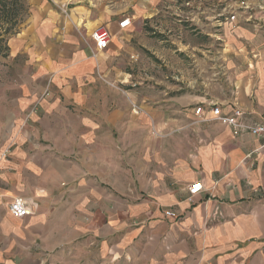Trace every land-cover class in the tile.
Listing matches in <instances>:
<instances>
[{
	"label": "crops",
	"instance_id": "0c3cea01",
	"mask_svg": "<svg viewBox=\"0 0 264 264\" xmlns=\"http://www.w3.org/2000/svg\"><path fill=\"white\" fill-rule=\"evenodd\" d=\"M28 2L6 56L25 57L17 95L0 106V264H264V138L195 113L218 104L263 115L264 54L249 64L235 50L243 62L226 64L217 91L163 90L135 113L133 91L92 39L107 22L127 32L135 17L121 30L102 5L65 13ZM235 21L225 34L234 49L253 35ZM17 197L31 215L11 213Z\"/></svg>",
	"mask_w": 264,
	"mask_h": 264
},
{
	"label": "rangeland",
	"instance_id": "374dc122",
	"mask_svg": "<svg viewBox=\"0 0 264 264\" xmlns=\"http://www.w3.org/2000/svg\"><path fill=\"white\" fill-rule=\"evenodd\" d=\"M46 1L56 8L65 7V13L80 5L92 9L102 5L103 9L114 12L112 22L135 17L127 32L118 30L114 33L107 27L110 22L105 23L112 41L108 49L97 54L112 73L120 74L122 81L117 83L127 85L133 91L138 105L145 104L143 97L147 95L153 96V104L158 105L163 90L166 97L180 91H217L219 78L228 81L222 74L226 64L243 62L237 56H231L233 51L248 54L253 60H247L249 64L254 62L256 54H264V0ZM204 10H211L214 16L208 17L202 12ZM235 18V24L253 34L240 39L236 49L228 46L225 38L230 27L226 23ZM229 31L233 32V29ZM224 55H230V60ZM20 58L25 59L24 56L16 60L0 56L1 107L17 95L14 66L20 65ZM105 82L113 83L110 78Z\"/></svg>",
	"mask_w": 264,
	"mask_h": 264
},
{
	"label": "built area",
	"instance_id": "2783aa9c",
	"mask_svg": "<svg viewBox=\"0 0 264 264\" xmlns=\"http://www.w3.org/2000/svg\"><path fill=\"white\" fill-rule=\"evenodd\" d=\"M131 23L130 17L123 18L119 21V28L121 30H126L131 26ZM92 39L95 42V52L99 53L108 49L112 41V34L105 26H101L93 31ZM133 110L135 113H140L141 107L134 103ZM207 112H210L212 119L205 120H214L229 127L232 133L236 136L247 134L264 138V114L256 120H253L255 118L251 117L243 109L238 107L234 108L231 112H224L221 105L218 104H210L208 107L198 106L195 109V113L199 116L205 117ZM202 190L203 184L200 182L190 185L188 188L190 199ZM9 209L17 218L31 215L34 211L33 203L22 197L15 198L10 203ZM165 213L169 217H177V214L171 209L166 210Z\"/></svg>",
	"mask_w": 264,
	"mask_h": 264
},
{
	"label": "trees",
	"instance_id": "16d2710c",
	"mask_svg": "<svg viewBox=\"0 0 264 264\" xmlns=\"http://www.w3.org/2000/svg\"><path fill=\"white\" fill-rule=\"evenodd\" d=\"M29 9L28 0H0V56L9 55V39L19 32Z\"/></svg>",
	"mask_w": 264,
	"mask_h": 264
}]
</instances>
